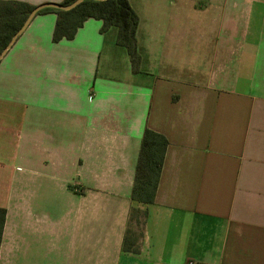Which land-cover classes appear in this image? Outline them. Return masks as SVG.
Listing matches in <instances>:
<instances>
[{"label": "crops", "instance_id": "crops-1", "mask_svg": "<svg viewBox=\"0 0 264 264\" xmlns=\"http://www.w3.org/2000/svg\"><path fill=\"white\" fill-rule=\"evenodd\" d=\"M127 1L137 73L115 26L53 42V12L0 60V264H264V0ZM145 128L168 141L150 204Z\"/></svg>", "mask_w": 264, "mask_h": 264}, {"label": "trees", "instance_id": "trees-1", "mask_svg": "<svg viewBox=\"0 0 264 264\" xmlns=\"http://www.w3.org/2000/svg\"><path fill=\"white\" fill-rule=\"evenodd\" d=\"M72 1L74 0H64L61 3L69 4ZM32 8L33 5L26 2L0 0V54L21 27ZM45 12H53L57 16L52 33L53 42L72 39L78 28L89 18L101 20V32L115 26L117 28L116 43L125 47L132 72H139L141 57L137 50L136 39L138 17L127 0H84L70 11L44 8L38 14ZM167 145L168 141L162 134L149 128L144 129L131 191L132 201L143 204H150L154 201ZM5 217L6 209L0 207V243ZM146 217L147 210L134 208L131 210L129 225L123 238V250L133 253L139 250L140 238L143 235L142 227ZM134 227L136 230L133 229Z\"/></svg>", "mask_w": 264, "mask_h": 264}, {"label": "water", "instance_id": "water-1", "mask_svg": "<svg viewBox=\"0 0 264 264\" xmlns=\"http://www.w3.org/2000/svg\"><path fill=\"white\" fill-rule=\"evenodd\" d=\"M84 0H74L69 4H62V3H54V2H44L38 5L33 6V8L30 10V12L28 13L25 21L23 22V24L21 25V27L15 32V34L13 35V37L11 38L10 42L7 44V46L2 50L1 54H0V60L1 58L5 55L7 49L11 46V44L15 41V39L17 38V36L19 34H21L25 28L27 27V25L30 23V21L32 20V18L38 14V12L44 8H54V9H58V10H62V11H70L72 9H74L75 7H77L80 3H82ZM95 1H105V0H95Z\"/></svg>", "mask_w": 264, "mask_h": 264}, {"label": "rangeland", "instance_id": "rangeland-1", "mask_svg": "<svg viewBox=\"0 0 264 264\" xmlns=\"http://www.w3.org/2000/svg\"><path fill=\"white\" fill-rule=\"evenodd\" d=\"M15 166H16V163H15Z\"/></svg>", "mask_w": 264, "mask_h": 264}]
</instances>
